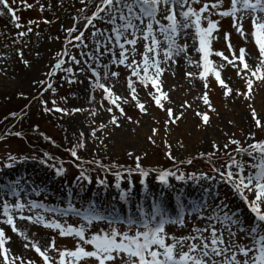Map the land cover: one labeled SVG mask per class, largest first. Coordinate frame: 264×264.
<instances>
[{
	"label": "rangeland",
	"instance_id": "1",
	"mask_svg": "<svg viewBox=\"0 0 264 264\" xmlns=\"http://www.w3.org/2000/svg\"><path fill=\"white\" fill-rule=\"evenodd\" d=\"M203 2L211 3L214 0H202ZM9 3L12 4V0H9ZM98 3L99 0H84V3L80 0H23V2L16 0L12 7L17 9L16 15L20 18L18 22L22 25L21 28L15 26L16 22L6 10L4 15H0V197L14 204L17 198L11 195L5 196V193L9 186L16 185L20 192V199L24 203L35 200L48 208L62 209L60 205L66 200H72V204H78V201L90 202L95 206L99 204L97 208L101 213L110 214L112 218L119 220H126L129 216L138 214V206L151 211L154 196H158L168 206L165 195H168L173 202L172 198H176L183 188V191L198 194L195 198L199 199L197 201L200 203L202 199L197 198L198 196H206L207 202L213 207L224 202L225 211L230 214L237 213L239 219L244 222V226L250 227L253 221L246 205L231 186L219 182L218 177L216 180H203L200 183L193 180L177 181L170 177L171 187L169 188L157 180V171H150L145 185L141 184L140 181L144 178L139 173L133 172L131 177H128L126 169H134L135 157L140 156V163L145 170L177 171L178 169V174L195 173L199 176L201 173H207L209 176H216V173L212 171V163L220 167L226 162L227 158L222 146L229 139L235 138L246 146L245 141L249 133L255 132L256 140H264V131L254 127L249 108L251 104L257 113L264 117V83L258 81L254 83L251 100L243 98L234 100L231 96L225 97L224 91L211 75L208 77L210 91L205 89L204 81L199 78L202 67L196 66L201 62V55L195 50L198 47V41L193 44V41L189 39L188 52L177 57L176 63L169 62L167 70L160 78L163 90L168 93L171 100V103L167 101L164 103L173 109L175 115L179 116L182 112L183 116L175 123L168 122L167 112L158 107L148 95L153 89L146 90L137 80L138 98L148 110L146 113H141L135 101H131L128 88L131 69L112 63V56L108 53L99 56L97 61H93L87 55H81V52H94L92 32L96 29H108L110 32V25L96 21V28L89 27L85 31L84 43L87 47L72 45L71 50L68 49V55L63 58L65 47H69L67 40L71 38L67 30L76 26L78 30L72 33L73 37L80 31H84L85 17H89L95 11ZM202 3L195 7H201ZM230 4L231 0H223L225 9L229 8ZM211 18L219 20V32L213 34L218 37L212 41L214 52H224L231 58L228 41L224 39L225 34L228 33L237 55L240 48H245L253 57L259 56L254 39L249 36L245 41L233 28L231 17L221 18L213 15ZM30 21L34 23H29ZM204 26H207L206 21ZM244 27L250 33L251 21L245 20ZM29 28L32 30L29 31ZM189 31L194 34V30ZM20 32H24L25 35L20 36ZM74 43L77 42L74 41ZM180 43L184 41L181 40ZM143 51V41H140L135 57L137 61L142 59L140 53ZM21 52L23 59H21ZM116 52L118 57V47ZM71 56H76L82 63L80 65L73 63ZM60 59L66 63L60 69H55ZM210 59L217 66L223 62L215 55ZM24 61L28 62L27 65ZM84 61H87V64H84ZM223 63L226 64V62ZM250 63L254 66L255 61ZM88 65L100 72L101 82L114 85L113 91L117 95L127 97L131 101L121 105L126 117H131L130 121L125 116H121L119 110L115 108L113 113L107 111V108L112 105L104 99L103 90L94 89L95 78L92 72L81 71V68L87 69ZM105 65H107L106 68ZM68 67L73 69V73L64 71ZM106 71L109 74L118 72L119 77L113 78L109 75V79L104 80ZM188 73H194V75L188 76ZM223 77L229 78L227 82L230 87L241 92L246 91L245 81L231 66L222 70ZM69 79L73 82L69 83ZM133 79L136 80L135 77ZM49 83L52 84V88L45 91ZM205 91H209L210 100L215 108L214 112L208 109L200 99ZM92 96L95 99L90 102ZM53 100L56 101L55 105L52 103ZM102 100L103 107H101ZM44 101L47 102L48 109L59 107L68 110L84 109V111L73 112L70 115L54 110L45 111ZM92 110H95V115L91 114ZM197 112H207L210 125L205 126ZM13 113H15L14 116ZM113 114L119 117V127L110 123ZM102 124L106 127L101 128ZM93 129L96 130L95 137L92 136ZM153 129L157 130L155 135ZM17 132L21 135H15ZM41 134L45 136L44 142L39 139ZM149 137H152L155 143H152ZM78 142L84 144L83 148L77 149L78 156L81 157L80 161H76L68 151ZM213 142L221 146V151L209 158L207 154L215 152ZM252 142L247 140V143ZM54 143H56L55 146ZM169 145H171L170 149ZM235 148L236 145H230L229 151L234 152ZM169 151L174 159L168 157ZM130 152L133 153L132 157L128 155ZM45 153L51 159H48ZM202 153L205 154L203 158ZM9 155L17 158L11 168L6 167V164L10 162ZM191 158L194 161L188 166L187 160ZM244 159L249 160L247 156ZM44 160H47V163H43ZM88 161L99 163H92V165ZM61 164L66 171L63 175H57L52 165L59 167ZM77 164L87 170V174L92 178L91 183L77 180L81 170ZM100 165H104L106 169L110 168L111 171L97 168ZM116 171L122 173L123 178L119 181L121 188L115 187L117 180L114 173ZM99 180H105L106 183L100 184ZM130 188V199L121 200V191ZM144 193L148 196L147 198H144ZM145 199L148 201L145 202ZM57 201L58 203H55L57 206L51 204ZM79 206L86 207L82 204ZM191 206L192 204L185 208L186 213L191 212ZM174 209L172 215L178 213L177 204H174ZM210 212L209 209L204 214L208 215ZM38 213L43 214L47 220L55 218L64 223L66 219L68 224L77 227L82 222L77 218H65L52 212L46 213L43 208L33 209L31 212L25 210L24 215L35 216ZM0 214H2V208H0ZM0 219H3L2 215ZM16 223L20 232H24L29 237V241L39 242L42 248H46L53 237L59 248L73 249L76 246L75 239L61 238L58 230L48 229L42 225L30 223L28 220H17ZM207 223L206 220L198 219L195 213L186 214L184 227L168 225L166 231L170 235L183 237L194 234L192 233L194 227L204 228ZM0 227H3L6 235L11 238L6 247L11 249L13 255L21 257L25 262L33 260L35 264H42V259L34 249L24 247L28 241H25L23 236L13 232L8 225L0 224ZM107 227L104 222H96L91 227L90 233ZM217 228H220L219 224ZM120 229L124 230L123 224L120 225ZM233 231H236L235 227ZM224 234L227 237L226 230ZM237 242L242 245L252 243L251 239L246 238L245 233H238ZM50 255L55 256L56 253L52 252ZM17 264H20L19 260ZM88 264H95V261H89ZM117 264L120 262L117 261Z\"/></svg>",
	"mask_w": 264,
	"mask_h": 264
},
{
	"label": "snow or ice",
	"instance_id": "2",
	"mask_svg": "<svg viewBox=\"0 0 264 264\" xmlns=\"http://www.w3.org/2000/svg\"><path fill=\"white\" fill-rule=\"evenodd\" d=\"M16 0H12L14 4ZM23 2V0H22ZM84 3V0H80ZM202 0H99L96 5V10L90 17H85L86 23L84 31H80L78 35L72 36V33L78 29L74 25L68 29L67 40L68 44H73L74 47H87L84 43L85 31L89 27L96 28L95 22L101 21L111 26V31L108 29H96L92 32L94 38V52L84 53L81 55L89 56L93 61H97L99 56L108 53L112 56V63L124 65L131 69V75L128 77V88L130 89L131 101H135L141 113H146L148 110L144 103L138 98L136 81L146 90L151 88L148 95L152 98L155 104L162 110L166 111L171 123H175L182 116L175 115L173 109L167 107L164 103H171L168 93L163 90L161 76L167 70L169 62L176 63V58L186 54L189 50L187 41L191 39L193 44L198 41L196 51L201 55V62L197 63V67H202L199 73V78L204 81L205 89H209L208 77L211 75L217 81L218 85L224 91L225 97L231 96L234 100L243 98L251 100L253 98L254 83H264V0H231L230 7H223V0H214V2H203L202 6L197 8L195 5H200ZM9 0H0V15L10 13L15 26L21 28L22 25L18 22L19 17L16 15L17 9L12 7ZM31 7V5H27ZM43 10V6H41ZM83 11V9H81ZM213 15L221 18L231 17L233 20V28L236 32L245 39L251 36L258 48L259 56L253 57L245 48H240L237 55L230 42V34L226 33L224 39L228 41V50L231 53V58L225 55L224 52H214L212 41L218 37L214 33L219 32V20H213ZM179 17V19H178ZM250 20L252 30L247 32L244 27V21ZM207 26H204V22ZM29 23H34L30 21ZM48 23V21H45ZM77 23L79 20L77 19ZM194 30V34L189 30ZM29 31L32 29L29 28ZM20 36L25 35L24 32L19 33ZM183 40L184 43H180ZM143 41L144 51L140 53L142 59L136 60L137 45ZM131 46V47H127ZM119 48V56L117 57L116 49ZM103 48V51H101ZM99 53V55H96ZM23 59V53H20ZM63 55H68L67 50ZM218 56L225 63H220L218 66L214 63L211 56ZM247 57V59H246ZM71 61L77 65L82 62L71 56ZM250 61H255L250 63ZM27 65V61H24ZM66 63L63 59L57 61L55 69H60ZM87 64V61L83 62ZM163 65V66H162ZM231 66L236 70L238 76L245 81L246 91L241 92L238 89L229 86L228 77L222 78V70ZM107 65H105V68ZM90 70L93 74L94 89H101L104 93V99L108 100L112 105L107 108L109 113H113V109L119 110L121 116H125L122 103L131 102L127 97H121L114 91V85L105 84L102 77L96 68L88 65L87 69L81 68V71ZM142 70V71H141ZM151 70V71H150ZM65 72L73 73L71 67L65 68ZM51 75V74H50ZM109 75L113 78H118V72L106 71L103 79H109ZM188 76H193L194 73H188ZM136 78V80L133 79ZM69 83L73 81L69 79ZM42 83V82H41ZM52 88V84L47 85L48 89ZM209 91H205L200 97L204 105L211 111H215L209 97ZM22 95V94H21ZM95 97L90 98V102ZM45 111L61 112L65 115H70L73 112H81L84 109H62L55 107L54 109L47 108V102H43ZM53 105L56 101H52ZM103 107V100L101 101ZM183 107V106H182ZM254 127L264 131V117H261L256 109L249 104ZM92 115H95V110H92ZM201 117L202 123L205 126L210 125V117L207 112L196 113ZM13 116L15 113L12 114ZM129 121L131 117H126ZM110 123L119 127V117L112 115ZM101 128L106 125H100ZM156 129H153L155 135ZM15 135L20 136L17 132ZM83 137V133L80 134ZM96 130L93 129L92 136L95 137ZM152 143V137H149ZM247 140H252V143H247ZM246 146L241 144V141L231 138L223 144V152L226 162L220 167H216L212 163V171L216 176H209L207 173H201L197 176L195 173L187 175L179 173V170H145L140 161L141 157H135V168L126 169L128 177H131L133 172L139 173L144 178L140 182L146 185V178L150 171H157V180L166 187H171L170 177L177 181L193 180L200 183L203 180H216L226 183L239 195L241 200L246 205L252 217V225L245 227L244 222L239 219L237 213H229L225 211L226 205L224 202L215 205L214 207L204 200V202L194 203L191 206V212L186 213V205L182 202L178 195L177 208L178 213L170 215L163 205V202L158 196H154L152 210L146 211L143 207L138 206V214L129 216L126 220L112 218L110 214L101 213L94 204H89L87 209H78L72 203H69L67 208L55 209L48 208L35 200L24 203L20 199V192L16 185H11L5 196L11 195L16 197V202L10 203L7 199L0 197V208H2V217L0 224L8 225L12 231L23 236L25 241L24 247H31L42 259V264H88L89 261H95V264H264V140H256L255 132L249 133ZM230 145H236L233 151H229ZM84 144L78 142L72 148L68 149L70 155L76 161H80L77 149L83 148ZM171 145H169V149ZM215 152L208 153L209 158L215 156L216 152L221 151V146L213 142ZM48 157V154H44ZM129 157L133 153H128ZM146 155V154H145ZM170 159H174L171 151L167 153ZM205 154H201L203 158ZM247 156L249 160H245ZM16 157L9 155V163L6 167H13L16 162ZM51 159V157H48ZM47 163V160L42 161ZM89 164L99 163L97 161H88ZM183 163V161H181ZM188 164L192 160H187ZM104 167V165H100ZM56 169L57 175H63L66 169L61 164L59 167L52 165ZM78 181H88L91 183V176L87 174V170L81 165ZM111 171L110 168L106 169ZM117 183L116 188H121L120 180L123 178L120 171L114 173ZM100 184H105V180H99ZM218 195V194H217ZM131 196V188L123 190L120 193L121 200H128ZM249 197H252L249 199ZM43 208L44 212L56 213L61 217H67L69 214L81 219L79 227L68 224L65 219L64 223L53 218L45 219L43 214L35 216L24 215L25 210L31 212L33 209ZM211 210L210 214L204 213ZM195 213L198 219L206 220L208 223L204 228L192 229V233L188 236L176 237L170 235L166 231V226L177 225L185 226V215ZM223 213V215H221ZM17 220H28L30 223L42 225L45 228L58 230L61 238L71 237L76 240V246L73 249L67 247L59 248L56 245L55 237L52 242L42 248L39 242L29 241V237L20 232L17 228ZM96 222H104L107 228H101L98 232L90 233V229ZM124 225V230L120 229V225ZM217 224L220 228H217ZM233 227L236 231H233ZM225 230L227 237H225ZM90 233V234H89ZM208 233V235H205ZM238 233H245L246 238L251 239V245H242L237 242ZM10 237L6 235L5 229L0 227V264H35V261L28 260L25 262L21 257L12 254L6 244L10 241ZM171 241V242H169ZM90 246V248H89ZM187 248V250H185ZM55 252L52 256L50 253Z\"/></svg>",
	"mask_w": 264,
	"mask_h": 264
},
{
	"label": "bare ground",
	"instance_id": "3",
	"mask_svg": "<svg viewBox=\"0 0 264 264\" xmlns=\"http://www.w3.org/2000/svg\"><path fill=\"white\" fill-rule=\"evenodd\" d=\"M182 69L184 68V66L183 67H181ZM181 73V72H180Z\"/></svg>",
	"mask_w": 264,
	"mask_h": 264
}]
</instances>
